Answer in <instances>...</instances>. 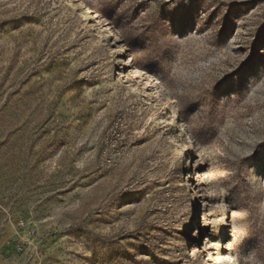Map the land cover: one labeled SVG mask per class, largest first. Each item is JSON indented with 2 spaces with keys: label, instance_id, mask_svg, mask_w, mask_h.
Instances as JSON below:
<instances>
[{
  "label": "rangeland",
  "instance_id": "1",
  "mask_svg": "<svg viewBox=\"0 0 264 264\" xmlns=\"http://www.w3.org/2000/svg\"><path fill=\"white\" fill-rule=\"evenodd\" d=\"M0 264H264V0H0Z\"/></svg>",
  "mask_w": 264,
  "mask_h": 264
},
{
  "label": "bare ground",
  "instance_id": "2",
  "mask_svg": "<svg viewBox=\"0 0 264 264\" xmlns=\"http://www.w3.org/2000/svg\"><path fill=\"white\" fill-rule=\"evenodd\" d=\"M165 115H167V113H165ZM176 116H178L177 115V112H174L170 117H168V116L162 117V120L167 122V121H170L171 118L173 119ZM186 147H187V144H180L179 145V147H178V153L181 155V157H184V155H186V153H185Z\"/></svg>",
  "mask_w": 264,
  "mask_h": 264
}]
</instances>
